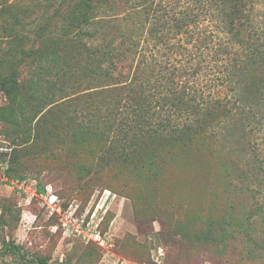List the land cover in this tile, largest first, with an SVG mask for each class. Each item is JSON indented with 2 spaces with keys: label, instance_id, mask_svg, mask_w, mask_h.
<instances>
[{
  "label": "trees",
  "instance_id": "16d2710c",
  "mask_svg": "<svg viewBox=\"0 0 264 264\" xmlns=\"http://www.w3.org/2000/svg\"><path fill=\"white\" fill-rule=\"evenodd\" d=\"M60 7L44 28L21 30L0 52V89L9 101L2 119L16 145L52 139L51 122L74 142L94 144L98 155L113 153L137 176L157 177L166 152L187 144L229 148L237 142L227 144V134L255 132L264 115V0H65ZM27 37H50V44L19 51ZM247 146L255 185L239 173L237 186L253 196V211L238 223L225 218L222 233L208 235L223 244L239 225L264 257L254 226L264 219V144L249 139ZM6 173L8 181L26 179L11 166ZM3 243L24 264H49L28 258L14 240Z\"/></svg>",
  "mask_w": 264,
  "mask_h": 264
},
{
  "label": "rangeland",
  "instance_id": "374dc122",
  "mask_svg": "<svg viewBox=\"0 0 264 264\" xmlns=\"http://www.w3.org/2000/svg\"><path fill=\"white\" fill-rule=\"evenodd\" d=\"M64 1L0 0L4 10L0 12V52L16 33L24 36L23 32L44 28L46 16ZM49 39L34 42L27 37L23 44L19 42L18 50L49 45ZM22 70L28 80L29 71ZM8 103L0 89V264H24L17 255L3 252V242L8 240L22 245L28 258L48 257L49 264H159V254L162 264H264V257H258L248 242L250 233L245 235L239 225L231 227L235 237L223 244L208 235L211 229L222 233L225 218L233 217L238 223L253 211V196L238 190L237 183L242 173L250 186L255 185L247 143L257 139L264 144L262 113L254 133L227 134V144L237 142L233 147L187 144L166 152L155 177L137 176L113 153L98 155L94 144L74 142L51 122L46 129L54 132L52 139L45 135L34 144L16 145L11 123L2 119ZM55 122L60 125L58 117ZM101 155L108 158V164L101 161ZM9 166L26 177L27 191L7 180ZM33 177L46 186L47 194L58 195L64 207L76 200L80 213L93 195L104 189L115 193L98 226L106 245L65 235L57 228L59 217L51 215ZM254 226L264 236V219L256 220Z\"/></svg>",
  "mask_w": 264,
  "mask_h": 264
},
{
  "label": "built area",
  "instance_id": "2783aa9c",
  "mask_svg": "<svg viewBox=\"0 0 264 264\" xmlns=\"http://www.w3.org/2000/svg\"><path fill=\"white\" fill-rule=\"evenodd\" d=\"M10 182L18 188L27 191L29 188L28 180L13 179ZM36 191V190H35ZM47 208L51 215L57 214L59 217V225L65 235H71L86 241H96L98 244L106 245V239L102 236V232L98 229L100 221L108 211V201L110 198H116V194L109 189L100 191L97 195H93L90 204H87L84 212L80 213V204L76 200L70 202L64 207L58 195L51 192L47 194L42 192ZM93 203V204H92ZM92 204V205H91ZM104 209V211H102ZM100 212H104L101 214ZM162 254V252H161ZM156 261L162 264L160 254L157 255Z\"/></svg>",
  "mask_w": 264,
  "mask_h": 264
}]
</instances>
